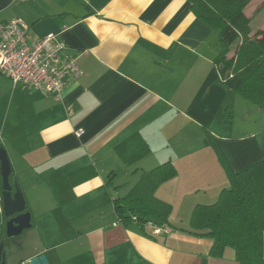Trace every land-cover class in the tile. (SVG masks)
<instances>
[{"label":"crops","instance_id":"1","mask_svg":"<svg viewBox=\"0 0 264 264\" xmlns=\"http://www.w3.org/2000/svg\"><path fill=\"white\" fill-rule=\"evenodd\" d=\"M15 19L27 26L28 41L60 35L81 71L65 77L59 100L0 75V146L32 215L34 243L23 257L237 264L231 248L213 256L209 238L186 232L193 208L213 204L228 187L212 147L189 137L208 131L239 172L264 159V132L230 138L212 130L235 110L237 94L213 63L218 36L188 1L0 0V21ZM165 162L176 175L154 198L171 207L169 233L151 238L135 223H121L113 201Z\"/></svg>","mask_w":264,"mask_h":264},{"label":"trees","instance_id":"2","mask_svg":"<svg viewBox=\"0 0 264 264\" xmlns=\"http://www.w3.org/2000/svg\"><path fill=\"white\" fill-rule=\"evenodd\" d=\"M187 1L198 20L218 31L220 51L213 63L224 86L264 110V29L250 36V20L244 9L251 0ZM231 113L228 108L227 118H231ZM206 136L205 145L215 151L228 187L213 204L193 208L186 232L209 238L213 256H220L225 248H231L237 264H264V159L233 172L211 134ZM175 175L171 162L143 171L130 190L113 201L119 221L135 223L151 238L150 226L168 228L171 207L157 201L154 192ZM13 180L12 171L10 183Z\"/></svg>","mask_w":264,"mask_h":264},{"label":"built area","instance_id":"3","mask_svg":"<svg viewBox=\"0 0 264 264\" xmlns=\"http://www.w3.org/2000/svg\"><path fill=\"white\" fill-rule=\"evenodd\" d=\"M66 50L60 35L49 33L28 41V28L22 21H0V75L7 77L13 87L49 94L59 100L65 77L81 75L75 58ZM168 233L167 227L150 226L152 236Z\"/></svg>","mask_w":264,"mask_h":264},{"label":"water","instance_id":"4","mask_svg":"<svg viewBox=\"0 0 264 264\" xmlns=\"http://www.w3.org/2000/svg\"><path fill=\"white\" fill-rule=\"evenodd\" d=\"M11 166L6 150L0 147V214L7 219L4 222V238L10 239L26 233L32 228V215L26 208V201L16 180L9 181ZM34 241L26 236L20 252L11 250L0 242V264H51L45 254L24 258Z\"/></svg>","mask_w":264,"mask_h":264},{"label":"rangeland","instance_id":"5","mask_svg":"<svg viewBox=\"0 0 264 264\" xmlns=\"http://www.w3.org/2000/svg\"><path fill=\"white\" fill-rule=\"evenodd\" d=\"M245 15L249 18L250 23V36L258 30L264 29V0H251L250 3L244 9ZM214 35L218 36V31L214 30ZM215 44H217V39L215 38ZM218 49L220 51V43L218 39ZM231 55V54H230ZM229 55V56H230ZM231 118L225 117V119L215 120L212 125V130H216L221 134H228L230 138H239L241 136L248 135L250 133L264 132V110H260L254 105L246 102L241 96L237 94V104L235 110H231ZM234 111V112H233ZM232 123L231 129H224L221 122ZM207 132L203 133V136H193L189 137L190 142L195 140H203L205 144L207 138ZM20 186V185H19ZM21 189V187H20ZM22 190V189H21ZM41 193V191H38ZM23 193V191H22ZM36 193V192H35ZM33 192L32 194L35 195ZM24 195V193H23ZM31 212V211H30ZM31 232L27 231V237H30Z\"/></svg>","mask_w":264,"mask_h":264},{"label":"flooded vegetation","instance_id":"6","mask_svg":"<svg viewBox=\"0 0 264 264\" xmlns=\"http://www.w3.org/2000/svg\"><path fill=\"white\" fill-rule=\"evenodd\" d=\"M7 219L3 218V216L0 214V242H3L4 246L9 247L11 250L19 251L21 250V247L26 241V233H22L21 235L15 237L6 239L4 238V222H6Z\"/></svg>","mask_w":264,"mask_h":264}]
</instances>
